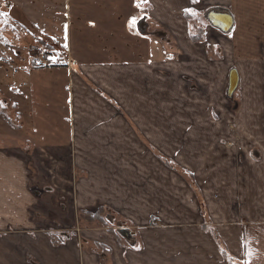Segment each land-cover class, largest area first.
<instances>
[{"label":"crops","instance_id":"crops-1","mask_svg":"<svg viewBox=\"0 0 264 264\" xmlns=\"http://www.w3.org/2000/svg\"><path fill=\"white\" fill-rule=\"evenodd\" d=\"M74 1L76 16L89 15L88 24L98 26L83 36L79 31L75 46L61 40L55 22L46 23L36 14L43 10V3L41 8H33L31 15L22 11L35 32L31 33L33 38L26 37L31 41L29 45H24L31 50L25 74L36 78L42 72L39 70L51 67L58 76H64L65 87L54 88L55 79L53 87L47 88L41 76L34 81L26 79L23 91L18 85L11 86L10 102L16 109L20 105L28 107L26 124L11 123L14 119L9 118V136H4L0 125V241L30 238L22 236L24 231L46 222L43 215H50L52 208L49 192L42 197L35 192L37 188L44 190L48 180L32 162L48 161L50 156L71 162L75 170H85L86 176L75 187L81 207L138 208L144 216L149 210L144 222L152 223L157 207L152 202H162L161 193L155 192L163 172L161 161L149 145L191 146L186 149L187 160L195 173L199 174L202 166L203 172L210 168L208 152L197 161L195 155H200V146L215 143L216 137L205 131L210 129L205 113L210 111L211 82H225L232 69L227 71L228 61L234 59L236 69L241 68L246 79L252 77L254 81L250 94H254V144L259 147V158L254 168L247 159L244 164L248 170L242 168L239 177L237 156L231 164L228 159L217 160L218 168L211 177L222 195L212 203L220 214L214 218L218 232L196 227L201 224L192 218L187 223L189 227L172 232H139L137 248L109 238L108 259L109 264H264V0ZM212 11L233 17L230 35L209 18ZM195 15H202L206 21L203 29L191 23ZM149 22L160 31L159 37L147 31ZM24 31L30 34L27 27ZM200 31H204L203 35ZM161 35L170 39L177 55L162 59L153 53L159 45L168 47ZM36 42L53 47L45 49L49 62L43 67L34 65L37 60L32 51L38 46ZM147 45L152 50L150 58ZM119 48L125 53L116 51ZM132 49L135 51H129ZM226 49L230 51L222 58ZM44 89L54 94L53 102L57 103L49 111V118L54 120L50 129L54 132L48 136V143L39 142L27 131V126L29 129L37 124L32 121L36 117H32L30 98ZM63 93L68 96L65 107L60 98ZM241 94L243 98L248 96L246 91ZM243 111L248 112L245 108ZM24 133L27 139L20 137ZM218 137L222 138L220 134ZM173 151L177 157L180 150ZM239 182L253 198L245 201L241 211L233 209L237 202L232 195L237 200ZM30 257L39 264H101L99 254L88 249L80 254L76 249L50 246L37 250L2 249L0 244V264H30Z\"/></svg>","mask_w":264,"mask_h":264},{"label":"rangeland","instance_id":"rangeland-1","mask_svg":"<svg viewBox=\"0 0 264 264\" xmlns=\"http://www.w3.org/2000/svg\"><path fill=\"white\" fill-rule=\"evenodd\" d=\"M42 3L43 8L40 7ZM75 3L74 0H50L46 3L39 2L38 0H20V2L13 4L10 0H0V12L7 13V16L1 15L0 17V125L4 136H9V134L6 133L7 131L11 132V126L9 125L10 117L14 119H11V123H17L18 125L26 124L24 116L26 114L25 108L28 106L25 105L22 107V105H20L16 109V106L9 100L13 95L11 94L12 84L18 85L19 90L23 91L27 83L25 81L26 79L27 81H34L41 76V80L45 81L47 88L52 86L55 79L57 80V85L54 86V88H58V86L60 88L62 86L65 87L64 76H58L56 74L57 71L53 70L51 67L39 70L42 72L40 75L37 74L36 78L33 75L30 76V74H27L29 75L27 76L25 74L27 67L29 68L31 63V50L30 48H25L24 45H29L31 42L26 41L27 36L29 38L34 37V35L31 34L32 31L34 32V28H32L31 23L27 20L22 11L31 15L33 8L39 7L43 9H39V11L43 12L42 14L39 11H37L38 13L36 14L44 18L46 23L51 21V23L55 22L61 34V40L65 41V43L68 42L70 46L73 44L75 46L79 31H83V33L80 34V36H83L84 32H91L98 27L88 24L90 23L89 15H87L86 18H81V16L78 18L76 16ZM87 3H90V1ZM83 11L88 12V9H83ZM79 14L81 15L80 12ZM199 16L203 18L202 15ZM46 18L48 20H46ZM202 18L195 15L190 21L197 28L201 27L203 29L202 26L206 25V21ZM19 22L21 23L20 25H18ZM79 26L83 28L79 29ZM24 27L30 30V34L24 31ZM233 28L234 26L227 30L226 35H230ZM147 31L151 33L152 36L156 34L157 37L160 36V31H158L156 27H152L151 22L147 23ZM162 32L165 31L162 30ZM200 32L203 35L204 31ZM38 34L40 35L41 33ZM162 37L166 38V41H168V44H165L168 46L167 49L165 46L159 45L157 48H154L153 53L157 56L159 55L162 59L177 55V49L171 47V43L169 44L170 39L167 36ZM36 43L38 46L35 50L33 49L32 56L36 57L38 62L34 61V65L36 67H43V64L45 65L49 62L45 59L46 53L48 52L45 49L48 47L39 42ZM99 51L102 50L100 49ZM116 51L123 54L126 50L119 48L116 49ZM129 51L134 52L135 49ZM217 51L218 48L213 51L214 56H217ZM229 51L230 49H226L221 54L222 58L224 55L227 56V52ZM151 52V48L147 45L148 58L152 57ZM39 58H44V62L46 63L42 64ZM243 67L245 66L243 65ZM231 68H237L234 59L228 61L227 71ZM238 70L239 69H237V71ZM238 73H240V82L231 97L227 95L230 72L225 82L219 81L216 85L211 82L210 111L205 113L206 123L208 124L207 126H210V129H205V131L209 132L213 136H211L212 138L216 137L214 139L215 143L200 146V155H197V157L195 154H192V156L195 155V161H197L196 159L199 160L201 155L205 156L208 152L211 159V166L208 170L205 168L203 172L202 161H198L202 166V168H199V174L195 173V168L192 169V165L187 160L188 154L186 153V149L191 146H172L168 144L158 147L149 145L161 161L163 172L162 180L159 182L160 186L156 188L157 192H155L161 193V198L159 199H161L162 202H152L153 205H157L155 210L156 218L152 217V223L144 222L150 215L149 210L146 211V216H144L142 214L143 211L138 208L124 209L122 207L113 208L104 205V207L98 208L97 210H90L86 207H81L75 197L77 196L75 187L80 179L86 176L85 170L79 169L82 171L81 173L78 169L75 170L74 167H71V162L60 161L50 156L48 161L45 160L42 162L34 160V162H32L37 169L41 170L42 176L48 180L46 182L47 184L45 183L46 185L42 187L44 190L37 188L39 191L35 192V194L42 197L43 194L49 192L47 195L50 197L52 206L50 215L49 213L43 215V220L46 222L29 226L28 230L24 231L25 233L22 236L26 237L27 235L30 238L20 241L17 239L0 241L1 248L37 250L50 246L51 248L76 249L80 254L82 250L88 249L99 254L101 264H109L111 263L108 259L110 247L106 245V241L109 238H118L120 243L125 245L128 244L131 248H137L139 247V238L137 237L139 232L142 233V231L147 232L152 230L158 232H172L175 231L176 228L189 227L187 223H190L192 218L198 220L196 223L201 224L199 226L196 225V227H202L210 232L213 231L212 233L218 232V226L214 218H217L220 214H218V210L216 211L212 208V203L213 201L217 202L220 200L219 196L221 194L219 186L217 187V184L212 182L214 177H211L212 173L218 168L217 160L220 158H222V160L228 159V163L231 164V159L237 156L236 158L238 161H235V167L237 168L236 171L239 177L242 168L246 167V170H248V167L244 164L247 159L252 162L253 165L250 166L254 168V162L259 158L256 156L259 147L254 144V94H250L251 89L254 90V81L251 80L252 77L250 79L251 81H248L246 79L247 75L241 68ZM27 88L28 86H26V89ZM245 91L248 96L243 98L241 93ZM36 93L30 98L32 102L29 101V106L33 110L32 117H36V121H32L37 124L29 129L27 126V131L31 132L33 137H37L39 142L48 143V136H50L51 132H54L53 129H50L54 125V123H52L54 120L49 118V116H51L49 111L52 110L53 106L55 108L57 103L53 102L55 98L53 96L54 94H51L47 89H44L43 93ZM24 96L26 97L27 94H24ZM5 98L7 101H5ZM60 98H63L61 101H64L63 107H65L68 100L67 94L63 93V95H60ZM14 99H17V96ZM250 100L253 102L252 104ZM244 108L247 109L248 112L243 111ZM17 112L19 114H17ZM21 130H23V128H21ZM197 133L199 134V131ZM217 133L220 134L222 137L221 139H219ZM20 137L27 139V134H20ZM173 148L175 150H180L178 151L179 155H177V157L172 155L174 153ZM42 165L43 168L40 167ZM158 165L159 163L157 162V166ZM133 178L137 179L136 177ZM241 182L238 183L237 200L236 195L234 193L232 194L234 203L237 202V205L234 206L233 209L237 211L242 210L241 206H243L247 199L253 200L252 194L246 192L247 189L240 186ZM132 196H134V194H132ZM97 211H100L103 220H90L89 216ZM239 216L242 217L243 214ZM202 218L204 221H201ZM18 232L20 236V230ZM33 258L34 257L29 258L30 264L40 263H38L36 258L34 259L37 262L34 261Z\"/></svg>","mask_w":264,"mask_h":264},{"label":"water","instance_id":"water-1","mask_svg":"<svg viewBox=\"0 0 264 264\" xmlns=\"http://www.w3.org/2000/svg\"><path fill=\"white\" fill-rule=\"evenodd\" d=\"M209 18L215 23L220 24L224 30H229L233 26V17L228 13H219L212 11ZM240 82V76L237 69H232L229 74L228 96L231 97L237 89Z\"/></svg>","mask_w":264,"mask_h":264},{"label":"trees","instance_id":"trees-1","mask_svg":"<svg viewBox=\"0 0 264 264\" xmlns=\"http://www.w3.org/2000/svg\"><path fill=\"white\" fill-rule=\"evenodd\" d=\"M0 17H1V15H0ZM44 45H46L47 47H50L47 43L44 44ZM50 48H53V47H50ZM89 217H90V220H92V221H94V220H99V221L103 220L102 215L100 214V211H97L94 214H91Z\"/></svg>","mask_w":264,"mask_h":264},{"label":"snow or ice","instance_id":"snow-or-ice-1","mask_svg":"<svg viewBox=\"0 0 264 264\" xmlns=\"http://www.w3.org/2000/svg\"><path fill=\"white\" fill-rule=\"evenodd\" d=\"M0 15L7 16V13H0ZM133 23H134V21H133ZM247 254H248L249 256H251V255H252L251 251H249Z\"/></svg>","mask_w":264,"mask_h":264},{"label":"built area","instance_id":"built-area-1","mask_svg":"<svg viewBox=\"0 0 264 264\" xmlns=\"http://www.w3.org/2000/svg\"><path fill=\"white\" fill-rule=\"evenodd\" d=\"M40 62L43 64L44 63V59L43 58H39Z\"/></svg>","mask_w":264,"mask_h":264}]
</instances>
